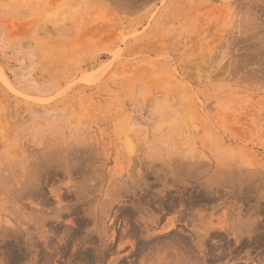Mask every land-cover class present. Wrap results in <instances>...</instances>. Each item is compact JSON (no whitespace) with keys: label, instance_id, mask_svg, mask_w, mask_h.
<instances>
[{"label":"rangeland","instance_id":"374dc122","mask_svg":"<svg viewBox=\"0 0 264 264\" xmlns=\"http://www.w3.org/2000/svg\"><path fill=\"white\" fill-rule=\"evenodd\" d=\"M0 264H264V0H0Z\"/></svg>","mask_w":264,"mask_h":264},{"label":"bare ground","instance_id":"6f19581e","mask_svg":"<svg viewBox=\"0 0 264 264\" xmlns=\"http://www.w3.org/2000/svg\"><path fill=\"white\" fill-rule=\"evenodd\" d=\"M61 40V39H60ZM61 44V43H60Z\"/></svg>","mask_w":264,"mask_h":264}]
</instances>
